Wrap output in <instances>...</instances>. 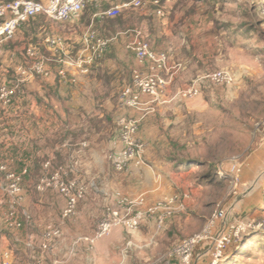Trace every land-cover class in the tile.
<instances>
[{
  "label": "rangeland",
  "instance_id": "1",
  "mask_svg": "<svg viewBox=\"0 0 264 264\" xmlns=\"http://www.w3.org/2000/svg\"><path fill=\"white\" fill-rule=\"evenodd\" d=\"M111 1L91 2L78 18L64 23L36 16L19 28L9 44L14 55L6 59L8 65L0 61V71L9 69L12 73L14 66L29 62L25 48L32 46L46 58L47 67L44 75L21 84L14 99L15 133L19 136L15 152L20 154L15 173L22 176L16 206L22 226L18 229L30 227L29 213L49 212L48 223L62 230L59 221L64 197L50 187L43 191L36 188L41 177L47 175L42 165L50 160L51 169H61L64 180H76L83 187L75 214L83 213L85 222L93 224L90 233L115 205V197L142 195L149 205L165 195L188 196L184 209L159 229L148 222L132 232L115 229L92 245H67L61 251L62 264H179L171 255L173 247L200 231L218 205L229 210V219L255 221L218 263L264 264V0L202 2L200 8L209 11L213 21L211 45L186 35L181 21H177L172 27L174 44L168 47L163 45L160 19L149 12L152 7L122 8L115 17L101 15ZM146 26L152 34L159 33L154 40L161 48L152 49L166 52L172 62L183 63V69L169 86L165 102L138 124L136 137L144 144L145 165L117 172L111 155L118 145L116 118L124 113L119 96L130 83L132 70L138 67L127 45L136 33L150 44L151 36L144 33ZM89 27L98 36L113 40L87 74L77 75L76 82L62 81L56 61L60 52L50 50L45 39L60 35L68 54L74 55L81 47L82 33ZM204 47L211 49L207 58ZM218 69H228L234 80L216 86L204 78ZM11 73L1 71L0 83L2 74L3 81H11ZM195 79L200 95L189 100L178 98V90ZM234 163L240 168L235 192L229 176ZM23 169L26 172L22 173ZM6 182L5 172L0 170V197L4 200ZM155 193L158 195L152 198ZM33 228L35 233L40 232L39 225ZM16 230L5 227L0 210V253L10 250L11 264H15V253H20L15 244ZM74 234L62 231L60 238L68 242L86 232ZM205 249L199 246L195 250L191 264L195 256L196 264L208 262ZM36 251L40 253L38 247ZM46 252L41 250L43 255ZM31 264H37L36 259Z\"/></svg>",
  "mask_w": 264,
  "mask_h": 264
},
{
  "label": "built area",
  "instance_id": "2",
  "mask_svg": "<svg viewBox=\"0 0 264 264\" xmlns=\"http://www.w3.org/2000/svg\"><path fill=\"white\" fill-rule=\"evenodd\" d=\"M94 1L98 0H0V57L4 53V45L16 36L23 24L36 16H43L58 23L73 21L80 16L86 5ZM153 5L156 6L155 13L162 15L160 2L154 0ZM142 6L143 0H124L121 5H111L102 11L101 15L115 17L122 8ZM111 40L113 39L98 36L97 32L89 27L82 33L81 47L74 55L68 54L65 40L60 35L48 36L45 43L50 50L60 52L56 60L60 67L57 71L60 79L76 82V76L89 72L90 66L106 51ZM127 46L133 52L138 67L132 70L130 83L123 87L119 96V105L124 113L116 118L118 145L111 155L112 166L117 172H125L132 166L145 165L144 144L136 137L138 124L145 115L154 113L156 107L165 102L169 86L175 75L183 69V64L171 62L166 52L152 49L150 44L140 37V33H136ZM25 55L29 62L16 65L14 78L11 81L2 80L0 83V113L13 102L21 84L46 73V58L40 56L34 47H26ZM204 78L216 86L227 85L234 80L228 69L211 71ZM200 93L198 79H195L179 89L177 96L189 100L198 97ZM133 113L140 116H133ZM42 167L47 175L41 177L36 188L43 191L50 187L61 193L65 199L61 218L63 221L72 218L78 202L83 198V187L76 180H64L61 169H51L50 160L45 161ZM0 170L5 172L7 181L3 189L7 200L0 197L3 222L8 229H18L22 226L16 209L22 176L7 170L5 165H0ZM218 174L227 173L219 171ZM229 176L235 192L240 181V168L236 163L230 167ZM187 197V194L165 195L149 205L142 195L135 198L115 197V205L102 215L93 232L77 236L72 245H92L115 229L132 232L148 222H152L156 229H159L167 219L184 209ZM228 213L229 210L225 207H215L200 231L182 238L173 247L171 255L178 259L179 264H191L195 250L199 246H206L203 251L208 256L206 264H218L226 249L237 243L250 227L255 225V221L248 218L229 219ZM61 234L60 226L46 224L40 239V249L43 252L49 251L51 242L60 238ZM11 262V251H1L0 264ZM37 264H41V260Z\"/></svg>",
  "mask_w": 264,
  "mask_h": 264
},
{
  "label": "crops",
  "instance_id": "3",
  "mask_svg": "<svg viewBox=\"0 0 264 264\" xmlns=\"http://www.w3.org/2000/svg\"><path fill=\"white\" fill-rule=\"evenodd\" d=\"M153 1L154 0H143V6L148 4L150 7H152L151 11H149L150 9L148 11L150 12V14H152L153 17L160 19L161 26L163 27V34L165 36V39H163L164 46L166 45V47H168L167 45L174 44L172 27L174 22L176 23L177 21L178 23H180L179 21H181L183 32L186 35L191 34L194 40L198 43L211 45V40L213 37L211 29L213 21L212 19H210L209 11H204L203 8H200V6L202 5H199L202 2L203 5L204 3L210 4V2H212L211 0H158L162 9V15H157L155 13L156 6L153 5ZM123 2L124 0L111 1L112 5H121L123 4ZM155 30L157 29L155 28ZM149 31L148 26H146L144 33L146 37L151 36L149 37V40L152 43V45L150 43L151 48L159 50L161 47H159V45L156 44L154 40L156 36H159V33L155 32V34H152V31H150V35V33H148ZM15 37L4 45V53L2 57H0V61L3 63V65L7 66L8 64L6 62V59L14 55L13 48H10L9 44L14 42ZM184 42V40H180V43L183 44ZM204 49H207V51L205 50V53L203 51V53L206 54L205 56L207 58L210 56L207 54L211 51V49L209 47H204L203 50ZM11 70L12 73L11 71H9V69H1V71H6V73H11L14 78L15 66ZM176 75L175 78L178 76ZM1 77L3 80V74L1 75ZM46 136H48V134H46L44 137ZM15 139H19V136L15 133V100H13V102L2 113H0V165H5L6 169L9 171H15V161L20 159V154L15 152ZM22 165L29 166V163H22ZM157 195L155 193L151 195V197L154 198ZM110 205L112 206V202H110ZM38 219L40 220L39 224ZM50 219L51 218L49 212H40L37 214L31 212L28 214L27 221L30 227L27 228L26 225L23 226L22 230L17 229L15 232V244L17 245L18 251H20V253H15V264H31L33 263V261H35V259L37 263L41 260V264L64 263L63 261H61V253H63L61 251L67 245H72L73 240L67 242V239H65L64 237L55 239L50 246V250L47 251L44 255L41 253L39 245L40 235L42 234V230L46 225L45 223H48ZM64 223L65 225L63 226ZM59 224H62V231L66 235H73L74 232H77L79 230L85 231L86 234H89L93 226V224L88 225L85 222L84 214L80 212H77L71 219H67L65 221L60 219ZM34 225H39L41 227L38 234L34 231ZM20 230L21 233H19ZM1 238H3L7 242V237L2 236ZM37 247L40 250V256V253L38 254L37 251L35 252V248L37 249ZM79 249L80 247H78V252H82V250ZM69 257L70 254L67 258ZM196 258L197 256H195L193 264H196Z\"/></svg>",
  "mask_w": 264,
  "mask_h": 264
},
{
  "label": "trees",
  "instance_id": "4",
  "mask_svg": "<svg viewBox=\"0 0 264 264\" xmlns=\"http://www.w3.org/2000/svg\"><path fill=\"white\" fill-rule=\"evenodd\" d=\"M236 244V243H235ZM235 244H233V245H231L232 247L235 245ZM229 250V247L226 249V251L224 252V257L227 255V251ZM219 264V263H218Z\"/></svg>",
  "mask_w": 264,
  "mask_h": 264
}]
</instances>
